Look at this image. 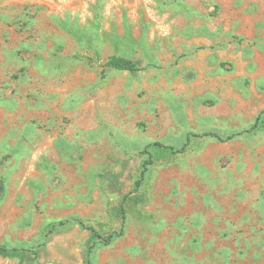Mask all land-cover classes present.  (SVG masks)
Wrapping results in <instances>:
<instances>
[{
  "label": "rangeland",
  "instance_id": "obj_1",
  "mask_svg": "<svg viewBox=\"0 0 264 264\" xmlns=\"http://www.w3.org/2000/svg\"><path fill=\"white\" fill-rule=\"evenodd\" d=\"M263 111L264 0H0V264H264Z\"/></svg>",
  "mask_w": 264,
  "mask_h": 264
},
{
  "label": "trees",
  "instance_id": "obj_2",
  "mask_svg": "<svg viewBox=\"0 0 264 264\" xmlns=\"http://www.w3.org/2000/svg\"><path fill=\"white\" fill-rule=\"evenodd\" d=\"M106 66L109 68L118 69V70L139 71L142 69V67L135 60H133L129 57L123 56V55H118V54L111 55L106 62ZM263 113H264V111L259 114L256 122L253 124V127H259V128L264 127V120H263V122L261 121ZM155 144H157L161 147H164L166 150L173 149L171 146L161 144L160 142H156ZM142 153L148 154V156L146 158H144L142 160V163H141V167L143 168V172H144L145 170H147L149 165L152 164V154L147 149L143 150ZM140 185H141V180H137L136 186L134 189L136 190L137 188H139ZM3 191H4V184H3V181L0 180V200L2 199ZM122 210L124 211V213L126 212V209L124 207L122 208ZM65 223H67V220L52 222V223H49L45 229H46V231L51 232L54 229V227H56L58 224L62 225ZM112 237H113V234H110L106 238V241H110ZM30 251H32V253L36 257L38 256L37 249H31ZM87 264H92V259L90 256H88V258H87Z\"/></svg>",
  "mask_w": 264,
  "mask_h": 264
}]
</instances>
